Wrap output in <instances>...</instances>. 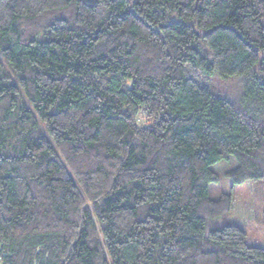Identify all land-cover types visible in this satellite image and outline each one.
Here are the masks:
<instances>
[{"label": "trees", "instance_id": "1", "mask_svg": "<svg viewBox=\"0 0 264 264\" xmlns=\"http://www.w3.org/2000/svg\"><path fill=\"white\" fill-rule=\"evenodd\" d=\"M229 159L264 181V0H0V264H264Z\"/></svg>", "mask_w": 264, "mask_h": 264}, {"label": "rangeland", "instance_id": "2", "mask_svg": "<svg viewBox=\"0 0 264 264\" xmlns=\"http://www.w3.org/2000/svg\"><path fill=\"white\" fill-rule=\"evenodd\" d=\"M197 82L209 90L229 96H237L241 78L230 77L220 79L217 77L205 78L190 69ZM234 164L233 159L220 160L213 165L217 170V181L213 184L212 195L215 197L229 198V208L225 215L226 220L241 226L245 231V240L250 245L264 247V220L261 211L264 207V181H246L242 184L231 185L224 176V171ZM228 198H227V197Z\"/></svg>", "mask_w": 264, "mask_h": 264}]
</instances>
